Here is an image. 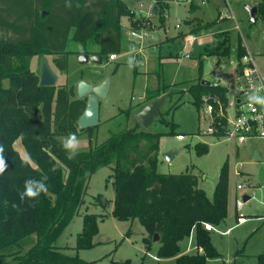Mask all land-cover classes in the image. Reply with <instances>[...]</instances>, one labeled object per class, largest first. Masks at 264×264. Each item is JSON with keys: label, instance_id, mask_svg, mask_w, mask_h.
<instances>
[{"label": "trees", "instance_id": "trees-1", "mask_svg": "<svg viewBox=\"0 0 264 264\" xmlns=\"http://www.w3.org/2000/svg\"><path fill=\"white\" fill-rule=\"evenodd\" d=\"M154 1L159 20H163L164 5L161 0ZM68 3L70 7L66 6ZM18 5L23 9L9 12L0 7V145L7 165L0 175V264H97V260L87 261L77 253L63 252L54 242L82 205L85 182L103 164H112V216L119 220L137 218L145 230L142 241L146 249L157 233V256L174 257V264H204L207 258L219 256L204 224L217 226L227 214V159L219 169L209 198L198 187L197 175L191 171L157 170L161 133L141 129L138 122L111 133L95 146L89 142L87 150L70 157L56 137L85 132L91 137L96 125L80 129L76 124L86 99L77 97L72 84L38 85V71L30 68L31 58L44 54L53 55V66L64 71L71 52L67 50L68 41L84 44L95 36L99 41L96 52L108 58L121 50V17L127 16L134 28L147 19L135 17L125 0H27ZM256 5L257 18L264 20V0ZM41 11L47 14L42 16ZM213 23L198 25L194 30ZM245 51L238 38L235 52L238 70ZM80 52L88 53L84 49L77 51ZM206 54L215 55L217 64L221 56L228 57V38L206 49ZM201 79L199 61L198 76L186 88L190 102L199 111L206 98L214 125L219 121L222 125L225 117L217 114L227 106V88L218 82L213 84L214 81L202 83ZM165 88L166 85H159L148 90L146 101L159 96ZM217 129L212 135L224 137L225 129L222 126ZM18 138L24 156L14 146ZM194 147L198 155L208 151L206 143ZM24 157L30 160L21 166ZM28 179L44 181L47 194L21 202L20 193ZM97 232V216L84 214L73 248L76 251L91 248ZM191 233L196 251L179 254V241ZM257 262L264 264V253L257 255ZM122 263L131 264L129 259Z\"/></svg>", "mask_w": 264, "mask_h": 264}, {"label": "rangeland", "instance_id": "rangeland-1", "mask_svg": "<svg viewBox=\"0 0 264 264\" xmlns=\"http://www.w3.org/2000/svg\"><path fill=\"white\" fill-rule=\"evenodd\" d=\"M25 1L27 2V0H0V7H4L9 12L19 10L23 9V6L18 3ZM174 1L180 2V0H172L168 3L169 25L166 27L169 28L167 27L166 33L160 28L155 29L156 24L159 23L158 15H151L152 21L145 17L149 22V30H152L150 33L153 38L145 41L143 45L154 44L153 46L138 48L139 46L131 41L132 38L126 28L128 18L123 16L121 50L113 59L105 57L99 64L79 61L77 51L84 49L87 52H94L98 49V36L84 44L68 41L67 50L71 52L67 56V68L64 71H59L53 66V55H46L57 74L56 84L67 83L76 86L80 80L98 84L106 78L109 79L106 94L98 98L99 121L93 128L91 137L86 132L76 135L79 140L76 153L87 150L89 142L95 146L108 138L111 133L132 127L136 123V112L150 101H146L148 90L154 89L157 83L160 86L166 85L160 93L165 95V101L158 116L148 127L140 126L146 131L161 133L160 150L177 146H182V149L170 160L163 158L160 151L157 170L161 173L191 171L197 175L198 187L211 198L222 163L227 159L229 164L227 214L214 229L210 224V228H207L219 256L207 258L204 264H258L257 255L264 253V203L261 186L257 180L259 168L264 170V138H250L238 145L233 138H217L208 133L206 125L209 117L204 110L205 104H202L197 111L196 106L190 102L191 95L186 88L198 76L199 60L202 61V78L210 82L217 81L222 85L232 83L236 69L235 44L238 38H241L242 44L246 43L254 61L263 69L264 20L259 17L255 23H250L245 16L246 10L243 4L250 1L256 3L257 0H227L225 7L219 13L212 1L189 0L188 5ZM197 1L200 7L193 10L198 7ZM161 2L166 6L168 0ZM41 12L47 14V11ZM218 14L225 19L213 23L204 33L200 31L190 33L186 40L179 38L184 33L178 32L183 31L186 25L192 28L201 23L198 18L189 17L216 20ZM163 21L164 19H160V22ZM176 22L179 23L180 28L174 26ZM221 30L222 32L218 34L213 33L214 40L206 45L207 32ZM165 34L173 38L163 40ZM159 35L162 38H159ZM224 37L231 40L230 55L226 58L221 56L220 62L216 64L217 57L212 54L207 55L205 47L207 49L214 47L216 42ZM186 54L188 56H185ZM129 58L140 61L139 66L130 68ZM30 68L38 71V56L31 58ZM4 84L6 85L7 82L5 81ZM177 134H182L183 138L178 139ZM67 136L59 135L56 138L62 144ZM19 142H15L16 148L17 146L19 148ZM197 143H206L208 151L198 155L194 147ZM111 166L112 164H103L90 175L85 182L82 205L57 236L54 245L69 255L77 253L84 260H97V264H123L126 259H129L131 264H174V257L157 256L155 243L159 241L151 242V246L145 248L142 241L145 230L137 218L119 220L112 216L114 190ZM236 171H239L238 175ZM242 182H245L246 186L237 189L236 184ZM244 194L250 198L239 211H236L234 199L235 197L243 199ZM88 213H94L98 220V232L93 237L95 244L91 248L76 251L73 247L77 234L82 229V216ZM239 213L245 215V222L237 221L236 215ZM194 244L192 234L184 237L179 241V254L194 253L196 251Z\"/></svg>", "mask_w": 264, "mask_h": 264}, {"label": "built area", "instance_id": "built-area-1", "mask_svg": "<svg viewBox=\"0 0 264 264\" xmlns=\"http://www.w3.org/2000/svg\"><path fill=\"white\" fill-rule=\"evenodd\" d=\"M163 1V0H161ZM134 14L132 9L130 10ZM164 12V11H163ZM151 14L148 11L146 15ZM137 14V13H136ZM143 11L138 10V17H143ZM178 26V25H176ZM149 22L146 21L137 27L130 28V35L141 41L148 36L147 28ZM115 54H109L108 58L113 59ZM217 81L213 82L216 84ZM228 103L223 110H219L218 116L225 117V123L221 125L220 121L214 125L211 116V106L206 103V98H203L205 104V111L209 117V121L206 125V131L210 134H214L218 131L217 126H222L225 130V136L233 138L239 144L244 143L250 138L261 137L264 138V107L257 104L249 103V96L256 90L261 89L260 95H264V71L256 64L253 56L250 52H245L240 59V69L236 74L233 86H226ZM178 139H182V134H177ZM239 174V171H236ZM246 186L245 182L236 184L237 189H241ZM245 201L238 198L235 200V206L238 210L242 208ZM238 222L246 221L244 214L239 213L237 217ZM206 228H210L209 224H205Z\"/></svg>", "mask_w": 264, "mask_h": 264}, {"label": "water", "instance_id": "water-1", "mask_svg": "<svg viewBox=\"0 0 264 264\" xmlns=\"http://www.w3.org/2000/svg\"><path fill=\"white\" fill-rule=\"evenodd\" d=\"M217 4L219 9L225 7V0H212ZM244 8L248 12V20L250 23H255L257 20V5L256 4H243ZM157 5L154 4L152 7L153 14L157 13ZM44 15V12L41 13ZM78 59L81 63L92 62V63H101L103 61V55L98 52L91 53H78ZM202 83L208 84L209 81L202 78ZM57 82V74L52 69L51 65L48 62L46 55H41L39 58V68H38V85L40 86H54ZM109 79L106 78L98 84H90L84 80H80L76 87L77 97H85V107L82 113L78 116L76 120L77 127L84 129L90 126H94L99 121V107H98V98L103 97L108 89ZM165 101V95H159L156 98L150 100L144 104L135 114L137 122L144 126L148 127L154 119L158 116L159 110ZM182 146H177L168 150L161 152V156L166 160H170L175 153H177ZM258 158V156H257ZM257 180L261 186L262 192V202L264 203V170L260 167L257 172ZM248 196L243 195V200H247ZM159 241V235L154 233L152 237V242Z\"/></svg>", "mask_w": 264, "mask_h": 264}, {"label": "crops", "instance_id": "crops-1", "mask_svg": "<svg viewBox=\"0 0 264 264\" xmlns=\"http://www.w3.org/2000/svg\"><path fill=\"white\" fill-rule=\"evenodd\" d=\"M126 2H127V5H128V7H129V9L131 10H133L134 12H136L134 15H135V17H138V10L139 9H141L142 11H143V13H144V15H142L141 14V16H143V17H147L150 21H152L151 20V15H158L157 13L156 14H153V12H152V7H153V5L155 4V1L154 0H135V1H131V0H125ZM169 1H172V0H168V2H167V5L166 6H163V13H162V15H163V17H164V21L163 22H160V20H159V23L158 24H156V27H155V29H157V28H160V29H162L163 30V32L164 33H166L167 32V27H166V25H169L168 24V21H167V18H168V3H169ZM187 1H189V0H184V1H181L180 0V2H176V1H174V2H176V3H182V4H187ZM206 1H212V0H206ZM259 0H257L256 1V3L258 2ZM213 2V1H212ZM255 1H250V2H245V3H248V4H251V5H253V3H254ZM197 3V5H198V7H196V8H194L193 10H195V9H197V8H199L200 7V5H199V1H197L196 2ZM214 3V2H213ZM225 3H227V0H225ZM256 3H254V4H256ZM188 5V4H187ZM214 5H215V7H216V9H217V11H218V13L224 8H222V9H219L218 8V6H217V4H215L214 3ZM189 8V7H188ZM157 9V12H158V7L156 8ZM245 9V8H244ZM189 10H190V8H189ZM246 10V9H245ZM148 11H151V14L149 13V15H146V13H148ZM191 11V10H190ZM246 17H247V19H248V12L246 11V15H245ZM256 16H257V14H256ZM125 17H127V16H125ZM122 18V17H121ZM128 18V17H127ZM189 18H198L199 20H201V23L199 24V25H204L205 23H207V22H210V21H212V20H215V19H212V20H204L202 17H189ZM242 18V17H241ZM257 18V17H256ZM225 18H222V17H220V14H218L217 15V18H216V20H215V23H217V22H219V21H222V20H224ZM249 21V20H248ZM121 22V21H120ZM122 25V24H121ZM152 25H155L154 23H152ZM176 25H178V26H176ZM236 25H238V24H236ZM174 26L176 27V28H180V25H179V23H175L174 24ZM189 26H191V25H189ZM198 26V25H197ZM197 26H195V27H189L188 28V26L186 25V27H185V29L183 30V31H179L178 33H184V35L182 36V37H180L179 36V38H181L182 40H186V39H188V35H190V33H196V32H198V31H200V32H205V29H207V27H209V26H206L205 28H201V29H199V30H194ZM211 26V25H210ZM127 29H128V33L130 34V28H131V25H130V19L128 18V26L126 27ZM169 28V27H168ZM190 28H191V30H190ZM154 29V30H155ZM147 30V33H148V36L146 37V38H144V39H142L141 41H139V40H137V39H135V38H133L131 35V41L135 44V45H137V46H139L138 48H143V47H146V46H148V47H150V46H153L154 44H151V45H149V44H145V45H143L144 44V42L145 41H147V40H150V39H152L153 38V36H152V34L150 33V31H152V30H149V27L146 29ZM153 30V31H154ZM189 30H190V32H189ZM225 30H227V29H225ZM220 32H222V30L221 31H215V32H207V36H205V37H207V40H206V45L207 44H209L210 42H212L214 39H213V37H212V35H213V33H220ZM176 36H178V34L176 35ZM163 37H164V39L163 40H169V39H172L173 37H171L170 35H163ZM121 38V37H120ZM159 38H162V36L161 35H159ZM218 42V41H217ZM230 42H231V40H230V38H229V46H230ZM236 45H237V42H236V44H235V52H236ZM97 46H98V44H97ZM243 46L245 47V50L247 51V52H250L249 50H248V47H247V45H246V43H243ZM206 49H207V47H205V53H206ZM209 49V48H208ZM245 51V52H246ZM96 52V51H95ZM251 53V52H250ZM200 55H202L203 56V54H200ZM230 55V54H229ZM185 56H188L187 54L185 55ZM199 61H201V60H199ZM216 64H217V62H216ZM201 65H202V61H201ZM259 66V65H258ZM217 69L220 71V68H218L217 67ZM262 69V68H261ZM263 71H264V68L262 69ZM239 72V70H238V65H237V61H236V69H235V72H234V76H233V82L232 83H229V84H225L226 86H233V83H234V79H235V77H236V74ZM224 85V84H223ZM159 85H158V83H157V85H156V87H158ZM162 86V85H161ZM76 87V86H75ZM136 122H137V120H136ZM17 141H20V139L18 138L15 142H17ZM237 142V141H236ZM19 144V148H18V146H17V148H16V146H15V143H14V146H15V148L17 149V151L20 153V155L21 156H24L25 155V152H24V149H23V147H22V145H21V142H19L18 143ZM237 144L238 145H241V144H239L238 142H237ZM160 151H163V150H160V148H159V152ZM228 166H229V164H228ZM243 173V172H242ZM245 195V194H244ZM237 197H235V199H236ZM242 198H243V195H242ZM235 199H234V208L236 209V211H239L237 208H236V206H235ZM247 199H249V197L247 198ZM244 201H246V200H244ZM228 202H229V190H228ZM228 202H227V209H228ZM237 216H238V214L236 215V219H237ZM245 222V221H244ZM214 227L215 226H213V229H214ZM192 234V236H193V233H191ZM190 234V235H191ZM194 237V236H193ZM156 245H157V248H158V246H159V243H155ZM194 246H195V244H194ZM196 247V246H195ZM180 254H182V253H180Z\"/></svg>", "mask_w": 264, "mask_h": 264}, {"label": "clouds", "instance_id": "clouds-1", "mask_svg": "<svg viewBox=\"0 0 264 264\" xmlns=\"http://www.w3.org/2000/svg\"><path fill=\"white\" fill-rule=\"evenodd\" d=\"M66 6L70 7V3L66 4ZM140 61H134L132 58L128 59L129 67H136L139 66ZM261 89H256L250 96H249V103L250 104H257L261 107H264V95H260ZM63 148L69 153L70 157L75 155L79 148V140L75 134H69L64 140L62 141ZM4 148L0 145V175H3L6 171V162L3 157ZM30 160V157L22 158V165L24 166ZM48 187L46 183L42 180H35V179H28L24 182V190L20 193V200L23 202L26 198L35 200L41 193L47 194Z\"/></svg>", "mask_w": 264, "mask_h": 264}, {"label": "bare ground", "instance_id": "bare-ground-1", "mask_svg": "<svg viewBox=\"0 0 264 264\" xmlns=\"http://www.w3.org/2000/svg\"><path fill=\"white\" fill-rule=\"evenodd\" d=\"M215 82V81H214ZM248 196V195H247ZM250 198V196H248ZM244 201V200H243Z\"/></svg>", "mask_w": 264, "mask_h": 264}, {"label": "flooded vegetation", "instance_id": "flooded-vegetation-1", "mask_svg": "<svg viewBox=\"0 0 264 264\" xmlns=\"http://www.w3.org/2000/svg\"><path fill=\"white\" fill-rule=\"evenodd\" d=\"M88 53H91V52H88ZM76 54H78V53H76ZM104 58V57H103Z\"/></svg>", "mask_w": 264, "mask_h": 264}]
</instances>
